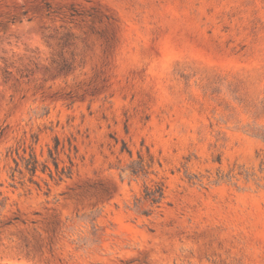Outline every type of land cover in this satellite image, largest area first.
<instances>
[{"label":"rangeland","instance_id":"rangeland-1","mask_svg":"<svg viewBox=\"0 0 264 264\" xmlns=\"http://www.w3.org/2000/svg\"><path fill=\"white\" fill-rule=\"evenodd\" d=\"M0 264H264V0H0Z\"/></svg>","mask_w":264,"mask_h":264},{"label":"trees","instance_id":"trees-1","mask_svg":"<svg viewBox=\"0 0 264 264\" xmlns=\"http://www.w3.org/2000/svg\"><path fill=\"white\" fill-rule=\"evenodd\" d=\"M27 169L31 172L35 171L36 165H35V161H28L26 163ZM146 196L149 197L151 199L152 202H157L158 199L161 197V193H160V189H157L155 191H151V192H146Z\"/></svg>","mask_w":264,"mask_h":264}]
</instances>
